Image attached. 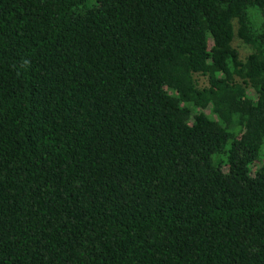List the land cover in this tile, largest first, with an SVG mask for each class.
Wrapping results in <instances>:
<instances>
[{
	"label": "trees",
	"instance_id": "1",
	"mask_svg": "<svg viewBox=\"0 0 264 264\" xmlns=\"http://www.w3.org/2000/svg\"><path fill=\"white\" fill-rule=\"evenodd\" d=\"M263 12L0 0V264H264Z\"/></svg>",
	"mask_w": 264,
	"mask_h": 264
},
{
	"label": "rangeland",
	"instance_id": "2",
	"mask_svg": "<svg viewBox=\"0 0 264 264\" xmlns=\"http://www.w3.org/2000/svg\"><path fill=\"white\" fill-rule=\"evenodd\" d=\"M261 17H262V15H261ZM232 44H233V46H235V47L238 49L241 58H244V57L250 52L249 47H247L246 45H244V44L239 40V38H237V37H235V38L233 39ZM200 82H201V83L205 82L204 78L201 77Z\"/></svg>",
	"mask_w": 264,
	"mask_h": 264
},
{
	"label": "water",
	"instance_id": "3",
	"mask_svg": "<svg viewBox=\"0 0 264 264\" xmlns=\"http://www.w3.org/2000/svg\"><path fill=\"white\" fill-rule=\"evenodd\" d=\"M262 17H263V19H264V12L262 13ZM263 26H264V22H263Z\"/></svg>",
	"mask_w": 264,
	"mask_h": 264
},
{
	"label": "clouds",
	"instance_id": "4",
	"mask_svg": "<svg viewBox=\"0 0 264 264\" xmlns=\"http://www.w3.org/2000/svg\"><path fill=\"white\" fill-rule=\"evenodd\" d=\"M24 63L26 64V63H28V61H24Z\"/></svg>",
	"mask_w": 264,
	"mask_h": 264
}]
</instances>
